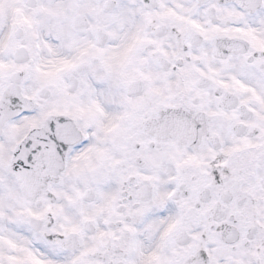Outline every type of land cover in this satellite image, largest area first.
<instances>
[{"label":"snow or ice","instance_id":"obj_1","mask_svg":"<svg viewBox=\"0 0 264 264\" xmlns=\"http://www.w3.org/2000/svg\"><path fill=\"white\" fill-rule=\"evenodd\" d=\"M0 264H264V0H0Z\"/></svg>","mask_w":264,"mask_h":264}]
</instances>
